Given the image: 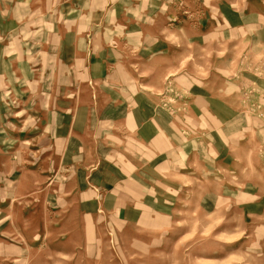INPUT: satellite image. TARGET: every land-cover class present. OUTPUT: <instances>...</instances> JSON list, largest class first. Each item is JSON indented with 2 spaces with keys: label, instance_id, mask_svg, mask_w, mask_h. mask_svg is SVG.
<instances>
[{
  "label": "rangeland",
  "instance_id": "1",
  "mask_svg": "<svg viewBox=\"0 0 264 264\" xmlns=\"http://www.w3.org/2000/svg\"><path fill=\"white\" fill-rule=\"evenodd\" d=\"M0 264H264V0H0Z\"/></svg>",
  "mask_w": 264,
  "mask_h": 264
},
{
  "label": "crops",
  "instance_id": "2",
  "mask_svg": "<svg viewBox=\"0 0 264 264\" xmlns=\"http://www.w3.org/2000/svg\"><path fill=\"white\" fill-rule=\"evenodd\" d=\"M142 5H144V2H142ZM116 6V4H112V6L110 7L111 9H112V12L114 13L115 12V7ZM92 8H93V6H92ZM91 11H92V9H90ZM80 12H82V11H79V12H75V15L74 16H76V17H78V14H80ZM124 15L126 16V14H123L121 11H118V12H115L114 13V17H113V21H116L117 23H118V25L121 27V28H123L122 30H123V32L125 33V32H127L128 31V28L130 27V25L132 26L134 23L133 22H131V20H129L127 17H126V20L128 21H126L125 20V17H124ZM121 16H123V17H121ZM119 17H121V18H119ZM103 18H105V17H103ZM119 18V19H118ZM99 26H105V27H107L108 29H110V26L111 25H109V24H101V25H99ZM98 26V27H99ZM76 33L78 34V36H77V38H82V37H80L79 36V33H81V30L79 29V28H77V31H76ZM108 41V38L106 39V41H102L101 40V44H103L104 42L106 43ZM108 44V43H107ZM68 42L66 43H64V47L65 48H67L68 47ZM71 45H73V48H76L77 47V44L76 43H74V42H71ZM80 49H84L83 47H77L76 49H75V51H77V50H80ZM74 51V56L76 57V59H79L78 58V56H81L78 52H75ZM84 56V55H83ZM66 60V59H65ZM113 61H117V58H113L112 59ZM67 61V60H66ZM126 107H124V106H122V107H119L118 108V111L119 112H117V111H113V112H111V113H121V114H126L127 112H126V109H125ZM108 110H111V107H109V109H106V111L107 112H109ZM122 112H125V113H122ZM130 113L129 114H134L135 115V124L137 123V119L139 120V116L138 115H141L142 114V111L139 109V108H133V110H130L129 111ZM135 127H136V125H135Z\"/></svg>",
  "mask_w": 264,
  "mask_h": 264
}]
</instances>
